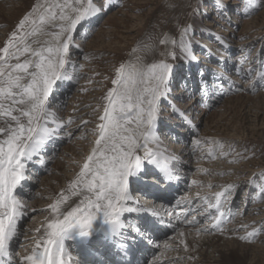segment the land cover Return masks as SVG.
I'll list each match as a JSON object with an SVG mask.
<instances>
[{
	"label": "rangeland",
	"instance_id": "374dc122",
	"mask_svg": "<svg viewBox=\"0 0 264 264\" xmlns=\"http://www.w3.org/2000/svg\"><path fill=\"white\" fill-rule=\"evenodd\" d=\"M8 1L9 3L7 4L6 0H0V4L2 3L0 5V30L2 29L0 32V48H3L4 44L8 42V38L12 36L14 32L16 36L13 43L10 45V51L15 55L9 57L5 61H0V69L4 71L5 75L11 71V69L8 68L9 64L14 65L17 62H24L25 59H35L31 56V50H40L49 46H56L58 41L53 33L59 32L60 28L58 25L63 23V21L59 20V13L61 11L59 5L67 3L68 7L64 10L65 15L74 16L75 14V7L73 6L75 0ZM219 1L220 4H218L216 0H95L97 6L103 7L108 3L111 7L101 12L99 15H95L88 19L89 21H85L84 26L79 28V34L76 36L77 40H75V44L79 46V49L76 51L74 47L71 50V59H73V61L68 64L66 69L68 75L73 77L74 82L70 86L65 85L75 96L71 99L69 98L70 95L63 99L61 103L63 109H65L70 102H72V104L74 102L75 105L77 103L76 107L68 109V113L72 115L73 118L78 116L77 118H80V120H77V122L81 120L88 122V125L85 124L88 128L84 127L85 125L81 126L82 131L80 133L81 136H87L86 143H83L86 148L82 150L83 148L77 145L79 137L81 136L78 137L76 135L70 138L66 136L68 139H65V143L63 142L62 145H58V151H56V153L60 151L64 144H68L67 152H69V154L67 153L68 160L66 163L68 165H73V170L77 169V167L81 169L87 155H89L92 148L95 147V138L97 137H95L94 130L97 124L100 123L99 116L103 114L104 107L107 104L104 97L110 89L114 88L112 79L116 78V69L122 63L125 65V75H129L134 71L138 73H147L149 65L159 63L161 60H166V62L173 64L174 67L178 64L176 67L180 72L179 75L174 78L171 96L169 98L174 101L176 88L186 84L187 78H185V74L193 67L190 69L184 62L179 64L177 53H175L173 47L175 45L176 47L179 46L181 37L194 38L196 45L194 44V47L190 49L199 60V64L194 66L193 71L196 82L199 80L200 70H206L207 72L212 71L213 74L219 75L211 69V66L209 67L206 62L216 65L228 62L229 66H231L229 74L233 81H227V84L223 83L222 86L217 87V90L222 95L221 97L218 96L215 98L213 104L222 106L224 97L229 99L230 95L232 96L244 92L249 94L251 98L248 100L230 98L226 104V110L224 112L223 110L218 111L215 118L210 119L211 122L207 123V126L198 123V136H194L193 139L189 136L184 140L186 147L189 148V157L194 156V160L197 159L196 161L202 167L200 171L196 168L198 171L192 170L188 175L184 191L187 190L189 195L191 194L190 198L193 200H189L191 204L189 206L196 211L195 216L198 217L199 223L206 222L211 226L212 223H215L213 217L218 215V213L215 208L209 207V202L215 203V193L221 192L228 185H233L234 187L227 190V198L225 199L222 197L221 210L225 212L224 217L226 220L221 224L219 229H211V231L219 232L225 225L227 226L231 222H237L240 223V229L238 231H241L240 233L245 236L248 232L264 226V197L257 196L259 186L264 184V0ZM79 2L87 5L88 0H79ZM201 3L205 6L204 9L200 6ZM76 6L78 7L79 5ZM5 7L10 8L7 14L4 12L5 10H3ZM49 9H51V11H48ZM3 13L7 15V18L2 16ZM53 14L56 15L54 21L51 19ZM26 15L28 16V21L22 29L18 30L17 25ZM197 15L208 28L194 23L193 20ZM42 17L43 23L41 22ZM185 27H188V34L182 36L181 33ZM215 30L221 32L222 35L229 33L231 35L230 39L224 36L221 38L216 36L214 34ZM161 39H167L169 43L163 45L160 43ZM172 41H175V44L172 43L171 45L170 43ZM204 41L207 42L204 46L207 50L200 44L204 43ZM221 41H223V43H221ZM17 47L21 49L20 52H17ZM25 47L29 48L28 52L22 51ZM197 50H199V52H197ZM172 52L175 53V59H173L172 55H167V53ZM197 53L202 54L203 57L199 54L197 55ZM3 55L6 54L0 52V56ZM199 67H201V69ZM238 69L247 71L248 76L244 74L242 79H234L233 76L239 77L237 73L239 72L237 71ZM16 74L23 75V73H13V75ZM221 74L223 75V73ZM248 77L252 78V82L255 84L254 92L252 93L240 86L243 83L242 81H245ZM220 81L219 79V82ZM189 82H192L195 86L194 80H189ZM188 99L187 97L186 101ZM167 103L166 101L161 103V111L159 113L162 119L166 121L169 120L166 117L169 111L166 113L164 107ZM53 107L56 106H54L53 100H51L50 108ZM88 111L89 113H87ZM62 115L58 117V121H68V117H65L64 113H62ZM196 126L197 124L194 125V127ZM65 127L61 130L65 129ZM85 131H88V133ZM89 131H91L90 134ZM211 133H220L232 137L234 145L223 142L224 140L220 137L212 136ZM157 134L160 140H163L162 138L165 136L163 130H159ZM207 136L209 137L206 138ZM197 139L200 140V144H193V141ZM170 143L171 141H167V146H171ZM150 144L151 143H149V145ZM183 153L184 152L179 150L180 155ZM140 155H143V149H141ZM51 165L52 162L50 163V166ZM48 169L49 171L44 174H51L55 177L56 171H52L53 168L51 169L49 166ZM58 170L60 174L66 173L65 175L68 179L73 178L70 171L67 174L63 169H60V166ZM211 170L213 171L211 172L212 174L209 173ZM59 173L57 176L60 175ZM207 174H211V176H207ZM231 175L233 177H231ZM41 176H39V178L33 177V187L27 190V192L30 193V197H27L26 201L20 200L22 203L28 201L27 203L29 205L32 204L31 206H48L52 201L54 202L55 193L60 191V188L66 184L63 180L60 181L56 179V181L50 179L47 182L48 186L41 187V184L38 185ZM59 182H61V184ZM37 191L45 195L42 198L38 197L40 198L38 199L36 197ZM184 191L181 195L187 193V191L185 193ZM16 195L17 198L20 197L18 194ZM22 198L26 197L24 196ZM25 209H28V211H25L26 215L22 219L21 235H24L26 240V238L33 233H31L28 228H24L23 225L27 222L26 226H29L31 220L35 219V216L38 214L33 212L34 209L31 207L26 206ZM187 220H189V216L182 219L183 222L186 221V225L189 224ZM36 223L37 222H35V224ZM197 224L193 223V226ZM263 232L264 231L257 232L250 240L240 241V247L243 246L242 248L247 249L248 254L242 258L243 260L240 259L241 262L237 263L264 264V250L259 247V244L257 245L258 247L255 245L253 246L258 235H264ZM226 244H224L223 247H225ZM23 248L25 249V247ZM157 248H162L160 243ZM236 249L238 250L239 248ZM16 252L18 255H21L24 250L20 253L15 250L13 252L15 255L13 256L12 254L11 256L17 257L18 255Z\"/></svg>",
	"mask_w": 264,
	"mask_h": 264
},
{
	"label": "snow or ice",
	"instance_id": "6c2138e0",
	"mask_svg": "<svg viewBox=\"0 0 264 264\" xmlns=\"http://www.w3.org/2000/svg\"><path fill=\"white\" fill-rule=\"evenodd\" d=\"M73 6L75 14L68 16L64 14L67 3L59 5V20L63 23L58 25L60 31L53 33L58 41L55 47L31 50V56L35 59L9 64L11 71L7 75L0 69V117L10 118L4 119L0 125V136L4 137L0 139V264H13L10 243L17 235L18 217L26 211L15 193L26 180L27 166L34 161L46 140L58 135L66 124L72 123V118L60 123L53 120L55 126L49 127L52 114L50 102L56 91L74 82L66 69L71 62V50L78 47L75 40L79 28L88 19L111 7L108 3L103 7L97 6L95 0H88L87 5L75 0ZM51 19L54 21L56 15L53 14ZM27 21L26 15L20 20L17 29H22ZM41 22L43 23V17ZM187 34L188 27H185L181 35ZM15 36L14 32L3 48H0V52L6 54L0 56V61L15 55L10 51ZM160 43L167 45L169 41L161 39ZM171 43L175 44V41ZM20 51L17 47V52ZM22 51L28 52L29 48L25 47ZM183 53L189 63L196 60L188 45H183ZM167 55L176 58L174 52ZM173 70L174 65L166 60L149 65L147 73L134 71L125 75L123 63L116 69V78L112 79L114 88L104 97L107 104L103 114L99 116L100 123L94 130L97 137L95 147L69 185L71 194L82 198L66 212L61 210V204L69 197L63 193L55 203L49 205L53 216L49 218L44 235L36 241L30 254L21 258L19 264H74L66 241H71L74 245L87 244L94 235H100L106 243H115L124 232L122 217L133 211L128 206L131 199L130 185L143 174L144 169L155 164L159 168L161 183L173 181V172L166 164L160 165L156 154L149 147V141L157 135L160 105L164 101H168V107L182 119L187 116L186 123L192 126L191 116L177 109L174 101L169 99L174 80ZM14 72L23 75H13ZM200 76L202 84L196 92L206 93L207 81L203 70ZM219 79L222 81L223 77ZM195 94L194 92L193 96ZM14 112L18 114L14 115ZM133 124L134 129L131 127ZM193 143L198 145L200 140ZM141 149L142 156L138 154ZM232 187L234 186L228 185L221 192H216V202H209V207L215 208L218 213L213 217L215 223L211 224V229L221 227L225 216V212L221 210L222 197L226 199L227 190ZM257 196L264 197V184L259 186ZM187 222L197 221L193 217ZM156 226V223L145 224L142 229L137 226V234L141 240L152 243L151 236L147 233ZM169 226H172L171 222ZM260 231H264V226L248 232L240 239L250 240ZM124 251L127 252V248Z\"/></svg>",
	"mask_w": 264,
	"mask_h": 264
},
{
	"label": "bare ground",
	"instance_id": "6f19581e",
	"mask_svg": "<svg viewBox=\"0 0 264 264\" xmlns=\"http://www.w3.org/2000/svg\"><path fill=\"white\" fill-rule=\"evenodd\" d=\"M6 3L8 4L9 1L6 0ZM200 6L202 7V9L205 8V6L202 3L200 4ZM9 9L10 8H6L5 7L3 10H5L4 12L7 14V13H9ZM5 13H3V15L2 14L1 15L4 18H7V15ZM193 21H194V23H196L198 25H201V26H203L205 28H208L205 24L202 23V20H201V18L198 15H197L196 18H194ZM1 30H0V32H1ZM87 30H89V29H87ZM214 34L216 36L220 37V38L222 36H224L225 38H228V39H230V36H231L229 33H225V34L222 35V33L219 32L218 30H215L214 31ZM179 42H180L179 46L176 47V45H175L173 47V50L175 51V53H177V59L179 61V64L182 63V62H184V63L187 64V66L190 69H191V67L194 68V66H196V64H199V60L195 57L196 60L193 61L192 63H189L185 59V56H184V53H183V45H188L189 48L194 47V44L196 45L194 38L181 37L180 40H179ZM170 44L172 45V43H170ZM200 44L204 47L207 44V42L204 41V43H200ZM204 48L206 49V47H204ZM229 48H230V46H229ZM74 49H76V51H78L79 46L78 47H75ZM197 52H199V50H197ZM198 54L199 53H197V55ZM199 55H201V57H203L202 54H199ZM72 61H73V59H71V62ZM196 61H198V62H196ZM206 64L208 66H211V69L215 70L216 73L219 74V71H220L221 73H224L225 74L224 76H222V75L220 76V77H223V80L220 81V82H223L224 83L225 80H231L232 77L228 74L230 72L231 66H229V63L228 62L227 63L220 64V65H216V64H213V63H209V62H206ZM176 65H178V64H176ZM176 65H175L174 70H173V77L174 78H175V76H178L179 75V72H180V71H178V68L176 67ZM218 66H221V67H218ZM193 68L191 70H189V72H187L185 74V78H187V82H185L186 83L185 84L186 86L185 85L178 86L176 88L177 90L175 91V96H174V103H175L177 109L183 110L184 112L188 113L191 116V118H192V126L190 127L187 123H185L187 121V116H185L182 119L181 116L178 113L173 112L168 107V103L166 104V106H164V104H163V106L165 107V110L166 111L171 110V112H172V113H170L171 116H170V114H167L166 115V117L169 119L168 122L166 121V123H165V120H162V116L159 115V121H158L157 127H160L161 126V127L164 128L165 133H166L165 134V137H164V140L163 141H160L159 138H158V136L156 135V138L155 139L149 141V143H151L149 145V147L156 154L157 158L159 159L160 165H165L166 164L168 166V164H169L172 167H176V169H177V171L179 173L184 174L183 175L184 177L182 175L180 176L181 179H182L181 180L182 185L180 187V190L178 191V196L175 199L174 198H167L166 200H164V199H162L160 197L155 202V205H160V209H163V207L165 206V204H168V202H170V201L173 200V202H174L173 205H175V207L174 208L173 207H170V208H166L165 207V211H163L164 213H166V209H169V212H167V215H169V214L173 215L172 220H170V217L169 216H165L166 218H168V222H171V224L173 226V230H170V231H167V232L166 231L165 232H157V237L155 238L156 240H154L155 241L154 242V245H156V247H158V244L160 243L162 248L161 249H159V248L155 249L154 247H152V249L148 252L149 253L148 257L145 258V263L146 264H239L237 262H241L240 259H242L243 257L247 256V254H248L247 249L242 248L243 246L240 247L241 246V243H240L241 239H240V237L244 236V234H241L240 233L241 231L240 232L238 231L240 229V223L231 222L227 226L225 225L221 231L215 232V231H211V227L206 222L200 224L199 223L200 221L198 220L197 223H199V224L193 226V223H189L188 225H186V223H185L186 221L184 222L185 223L184 224L180 220V217L181 216H183L185 214H188V213H189V221L192 220V217H195V218L198 219V217L195 216L196 215V211L194 209H191L190 206H189V205H191L189 203L190 202L189 200L192 199V198H190V195L191 194L189 195V193H188L187 190L186 191H187V193H188L189 196L187 195V193H185L186 191H184L185 195L182 194V196H180L181 195L180 193L183 191V189H185L186 183H184V182H186V180L188 178V175L192 172V170L194 171V170H197L198 169L200 171V169H202L201 165L198 164V162L196 161L197 159L194 160V158H193L194 156L189 157V148L186 147V144H185V141L184 140H186V138L189 137V136L192 139H193L194 136H198L197 135V133H198L197 132L198 123H201L203 126H207V123L211 122L210 119L215 118V115H217L218 111L223 110V112H224L226 110V104L228 103V101H229L230 98L231 99L232 98H238V99H242V100H244V99L245 100H248V99L251 98V96L249 94H246V92L240 93V94H236V95H232V96L230 95L229 99L227 97H224L223 98L224 101L222 103V106H217L218 104L217 105L216 104H213L214 98H210L209 100H206L205 101V100H201L200 98H198V95L197 96L196 95L193 96V90H194V87L195 86L193 85L192 82H189V80H194V78H195L194 77V72H193L194 69ZM246 68H247V66H246ZM246 68H244V69H246ZM244 74H246L248 76L247 71H245V70H239V72H238L239 77L238 76H233V78L236 79V80H238V78L242 79L244 77ZM137 80H139V77H137ZM242 82L243 83L240 85L241 88L244 87V88H246V91L248 90L251 93L254 92L255 84H253L252 78L248 77L247 79H245V81H242ZM211 86L212 85H210L209 90L211 89ZM87 88H89V87H87ZM242 90H244V89H242ZM255 92H256V90H255ZM70 93H71V91L68 90L65 86H63L58 91H56L55 94H54V96L51 98V100H54L53 101L54 102V105H57V107L50 108V111H51L52 114L50 115V118H49V127L55 126L52 123L53 120H55L56 123H60L61 121H63V120L58 121V117H61L62 113H64L65 117H68L67 120L69 118H72V123L67 124V126L65 127V129L61 130L58 135L53 136V137H50L48 140L45 141V144L41 146L42 152L45 154V155L43 154L44 156L43 155L42 156L43 157H46V159H48L47 160L48 162H50V163L52 162V165L51 166L49 165V167L51 169L53 168L52 171H56V174H55V177H53L51 174H50L51 176L49 174L48 175L43 174L40 177V181H39V184L38 185L41 184L42 185L41 187L48 186L47 185V182L50 179H54V180H56V179L58 180L59 179L60 181L63 180V181H65L66 184L63 187L60 188V191H57L55 193L56 196H55L54 202L52 201L50 204H48V206H40V205H39V207L34 206V205L31 206L32 204L29 205L27 203L28 201L26 203H22V204H24L23 206L25 208H26V206L33 208L34 209L33 212H35L38 215L35 216V219H32L33 221L31 220V223L29 224V226L28 225L26 226V223L27 222L25 223V225H23L24 228H28V230L31 231V233H33L32 235H29V236L27 235L28 237L26 238V240H25V236L24 235H21V231H22L21 225L23 224L22 219L25 217L26 214L24 213L21 217H18L17 226L19 227V231L20 232H19V235L17 233L16 237L10 243V252L12 250H14V251L16 250V251H18L20 253V252H23V250H24V252L21 255H18V253L16 252V254L18 256L14 260H16V263L17 264H19L21 258L24 255L30 254L31 249L36 244V241L38 239H40V237H42L44 235V229H45L47 223L49 222V218L53 216V213L51 212V209L49 208V205L55 203L56 200L63 193V195H66V196L69 197V199L66 202H64V203L61 204V210L66 212V211H70L71 207L72 206H75V204L79 202V199L82 198V197H79V196H73L71 194V189H69V185H70L71 181L75 178L76 174L79 173L80 167H79V169L77 167V169H74L73 170V165H68L66 163V161L68 160V157L67 156L69 154V152H67L68 144L67 145L64 144L62 146V148L60 149V151L58 153H56V150H57V147H58L56 145L58 144V142L63 141V139H66L67 137L70 138V137L76 136V135L78 137L81 136V134H80L81 131H82L81 130V128H82L81 126H84L85 125L83 123L84 121H82V120H81L82 122L81 121H78L77 122V120H80V118H77L78 116H76L75 118H73V116L68 113V109L71 108V107L72 108L73 107H76L77 103L75 105L74 102H73V104H72V102H70V103H68V106L65 107V109H63V107L61 106V103H62L63 99H65L66 97H68L70 95L71 96L69 98H71V99L73 98V96H75V95H73V93H71V94ZM78 96H80V95H78ZM187 97L189 99L186 101ZM83 101H84V99H83ZM183 101L185 102V105H184V102ZM68 102H69V100H68ZM166 102H168V101H166ZM70 104H72V105H70ZM200 106H202V107H200ZM78 107H79V105H78ZM83 108H84V106H83ZM74 109H76V108H74ZM84 110H86V109H84ZM71 111H72V109H71ZM82 113H83V111H82ZM87 113H89V111ZM16 114H18V113H15V115ZM163 117H165V116H163ZM63 118H64V116H63ZM4 119H9L10 120V118L0 117V125L3 124V120ZM79 122H81V123H79ZM182 124H184V126H181ZM196 124H197V126L194 127V125H196ZM84 127L88 128L86 125ZM131 127L134 129L135 128V125L133 124V125H131ZM69 132L71 133L70 136L68 135ZM90 132L91 131H89V134H90ZM86 133H88V131ZM211 135L214 136V137H220L222 140H224L223 142H225L227 144H233V142H234L232 140L233 139L232 137H229L228 135H225V134H220V133L219 134H217V133L215 134V133H211ZM209 136H210V134H209ZM209 136H207L206 138H208ZM214 137H212V138H214ZM3 138H4L3 136H0V139H3ZM86 140H87V136H81V137H79V142L77 143V145L79 147H82L83 148L82 150H84L86 148V146L84 147V144L86 143ZM167 141H169V142L171 141V143H170L171 146H167V144H166ZM223 142H221V143H223ZM179 150L181 152H184V153L182 155H180L179 154ZM52 151H54V154L53 155H50ZM49 152H50V154L49 155L48 154L46 155V153H49ZM138 154H140V152ZM202 155H203V153H202ZM72 157H73V155H72ZM77 158H78V156H77ZM195 158H196V156H195ZM69 160H70V158H69ZM73 160H75V159H73ZM164 160H166V162ZM40 162H41L40 159H36L32 163H30V164H40ZM77 165H79V164H77ZM59 166H60V169H63L65 172H67V174L70 171V174L73 175V178L68 179V177H66V175H65L66 173L65 174L64 173L63 174H60L58 172L59 171L58 170V167ZM33 167L35 168L36 166H33ZM153 167H155L157 170H159V168L155 164H153V165L147 166L144 169V171H147V169H149V168L152 169ZM28 171H31V170H28ZM45 171H47V170H45ZM48 171H49V169H48ZM211 172H213V171L211 170L209 173H211ZM58 173L60 175L57 176ZM193 174H194V172H193ZM193 174H191V175H193ZM211 174H207V176L208 175L211 176ZM195 175H196V173H195ZM217 175H218V172H217ZM27 176H28V174H26V177ZM231 177H233V176L231 175ZM136 180H137V178L135 179L134 183L136 182ZM174 180H177V179L174 177ZM194 181H195V179H194ZM224 182H226V181H224ZM59 183L61 184V182H59ZM134 183H132L130 185V187H132L134 185ZM209 183H211V182H209ZM55 184H56V182H55ZM160 184H162V183H160ZM196 184H197V182H196ZM211 184H213V183H211ZM23 185H24V183H23ZM25 185H33V184H32V182H30L28 180H25ZM150 185H152V184H150ZM135 187L136 186H134V188ZM221 188H223V187H221ZM24 189H26V188H24ZM35 189H37V188H35ZM195 189H197V188H195ZM17 193L18 192H16L15 194H17ZM147 193H150V190H148ZM18 195H20L22 201L25 199V198H22L23 196L30 197V193H25V194L18 193ZM44 195L45 194H43V193L41 194L40 192L38 193V191H37L36 197L37 198L38 197L42 198ZM143 196L145 197V200H146V198L149 199V196H147V195H140L139 198H142ZM40 198H38V199H40ZM131 200L134 201L135 199H130V201L128 202V204H131L132 203ZM42 201H44V200H42ZM30 203H31V201H30ZM132 204H131V206H133ZM183 205H185L186 207H183ZM128 206L130 207V205H128ZM26 211H28V209ZM37 212H39V213H37ZM158 212L160 213L159 210H158ZM34 214H33V216H34ZM128 215H129V213H125L123 217L126 218ZM35 222H37V223L35 224ZM97 224H99V221H97ZM205 229H209V230L208 231H205ZM37 230H39V231H37ZM17 232H18V230H17ZM25 232H26V230H25ZM65 243H68V244H66V247H68L71 250V252H73V250L71 249V245H73V242L66 241ZM224 244H226L225 247H223ZM258 244H259V247L262 250H264V235L263 234L258 235V238L255 240V243L253 244V246L254 245L257 246ZM23 247H25V249ZM236 248H239V249L237 250Z\"/></svg>",
	"mask_w": 264,
	"mask_h": 264
}]
</instances>
